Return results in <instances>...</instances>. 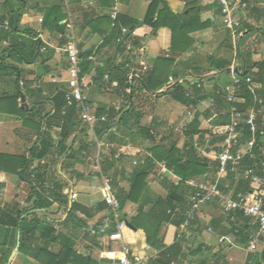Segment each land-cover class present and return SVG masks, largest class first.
Instances as JSON below:
<instances>
[{
    "label": "trees",
    "instance_id": "16d2710c",
    "mask_svg": "<svg viewBox=\"0 0 264 264\" xmlns=\"http://www.w3.org/2000/svg\"><path fill=\"white\" fill-rule=\"evenodd\" d=\"M105 5L111 7L115 5V0H101ZM249 12L258 14L264 17V0H248ZM205 9H216L213 18L202 19L201 13ZM221 7L218 0L212 4L202 6L199 0H186L185 9L180 12H174L167 0H152L144 13L142 21L129 19L125 25L129 29L124 34V41L120 45V49L124 54V59L120 61L113 60L97 63L96 59L90 56H96L97 52L93 50L81 51L82 58V75L92 74V84L96 87L100 95L109 93L118 97L122 101V108L117 111L115 107H107L106 104L100 103L94 107V113L98 118L106 116L105 120H99L94 126V133L98 136L104 135L108 140L117 144H123L116 133L115 129L124 128L129 132V138L132 141L149 140V150L152 152L153 158L165 161L168 168L174 171V174L179 178L178 182L169 180L163 177L162 181L168 189V193L164 197L152 199L149 194V178L154 170V164L151 157H147L143 164L137 165L130 175V188L127 190L121 185V181L125 180L126 171L120 161L113 159L111 156L114 150L108 155H105L101 161L102 172L111 177V189L114 196L120 203L121 211L125 209L127 204L136 203L138 205L137 213L131 217V222L135 227L143 229L146 234L147 243L159 252L158 257H150L145 264H174L183 253V239L177 238L171 244L165 242V237L162 234L165 226L168 225L167 233L171 229H177L178 225L184 221L188 209L187 198L191 194L192 189L187 184V181L192 178L207 175L210 172H218V162L210 158V154L219 151L220 147L215 146L223 139L221 136H214L213 129L218 125L227 124L231 120L229 113L230 104L219 93L220 86L214 85L212 90L205 93L201 88H198L200 80L191 84L194 94L201 100L211 98V110L205 113L204 119L196 110L198 103L188 95V89L183 81H179L182 72H177L175 69L176 59L173 54H182L192 48L195 40L191 37L193 32L204 30L216 25V20L220 18ZM10 18L2 17L0 22L9 23V27L2 28L1 38L7 40L9 45L7 50H12L17 43H21L24 50H20L26 57L29 63L36 60L37 54H40V49L43 42L39 39L27 40L20 38L16 32L19 31V24L22 16L19 12L14 13ZM64 18L61 7L49 8L46 11L44 18V26L50 30L61 31L66 34V24L61 23ZM108 23L114 24V29L109 33L104 40L103 46L107 45L114 37L122 32V27L119 25V18L116 20L110 19L108 16H97L88 21V26L102 25ZM222 23V22H221ZM161 27H168L172 31V42L167 55H158L154 64L149 67L144 74H139L138 77H130V64L134 61V52L141 47V42L137 37L140 35L156 34ZM218 34L220 44L206 58L207 65L203 68L192 66V74L200 79L206 78L211 80L222 74H230V65L235 58L233 50V38L231 30L225 26ZM107 31V30H106ZM104 30V32H106ZM141 32V34H140ZM239 32L244 34L240 36V48L237 58L240 66L245 67L244 78L254 76L255 80L261 87V97L264 100V60H255L253 58L252 44H249L248 39L254 34L263 33L262 28L253 25L246 20L239 26ZM136 35V36H135ZM262 35V34H261ZM22 39V40H21ZM126 41L131 43L128 48ZM230 52L229 55L223 54V51ZM30 55L33 59L29 58ZM96 58V57H95ZM19 77H16L18 82ZM172 84V82H174ZM113 82H117V86H112ZM201 83V82H200ZM172 84V85H171ZM171 85L169 88L167 86ZM18 86V84H17ZM110 87L107 92H102L103 88ZM159 90H164L158 92ZM22 91L18 86L15 94L2 95V98L16 100L21 96ZM150 94L156 96L168 94L173 100L190 106L194 111L193 118L183 128V134L187 138L184 145L181 147L178 141H169L174 131L169 133H160L161 126L155 120L151 124H143L142 118L144 113L141 109L142 101L145 97H150ZM240 95L245 97V104L240 107H250L253 104V97L250 92L243 90ZM103 96L99 100H102ZM52 104V108L43 116L44 126L42 123H37L38 137L37 141L31 149L30 156L25 154H7L0 153V171L7 173L20 174L22 180H25L31 185V194L29 199L33 200L32 206L22 210L12 208H0V225L13 226L17 229L20 235L19 251L26 255L33 256L36 260L43 264H99L96 258L91 257L88 253L84 256L80 255L74 249L73 241L66 235L57 232L51 224L43 225L39 214L46 215L51 210L54 203L67 206V196L63 193L64 182L54 180L51 182L48 178L47 165L33 168V160L41 158H51L50 164H56L57 157H63L72 166L82 159L83 151L87 152L86 158L96 156V147L93 139H88L90 128L87 124L81 121V105L77 101L74 105L68 106L65 98V90H58L56 94L48 100ZM43 102H38L40 106ZM127 106L129 108L127 109ZM264 107V105H263ZM261 128L264 129V111L259 119ZM54 127L60 128V138L57 144L53 142L50 131ZM113 133L110 135V132ZM75 132L78 135L72 141L71 138ZM209 134L210 139H203L202 154L197 151L194 143L195 135ZM250 138L248 127H244V135L242 142H246ZM259 143L264 146V136L259 137ZM215 146V147H213ZM210 147L209 152L206 150ZM255 158L246 156L242 161V167H256L261 172V163L264 155L255 147ZM56 156V157H55ZM64 161L62 163H64ZM216 161V162H215ZM67 162V163H68ZM64 165V164H63ZM232 178L237 177L236 173H229ZM51 184V185H50ZM250 189V184L243 178H238L237 188L234 193H246ZM106 202L100 201L90 207H83L78 203H73L70 207H66L67 220L76 216V211L85 212L88 218L95 217L99 213L107 209ZM113 219L112 227L109 231L115 230L116 222L114 215L108 211ZM122 219L125 215L122 214ZM240 218V235L237 242L247 245L251 236L256 231V225L251 223V218L239 213ZM196 222V221H195ZM46 234L47 238L60 239L62 247L59 252H53L48 249V245L43 242H36L38 232ZM195 255L200 256L201 249L197 248L192 251ZM11 251L5 252L3 255L4 262L7 264ZM264 261V251L249 253L245 264H262ZM203 264V263H202ZM226 264H229L226 262Z\"/></svg>",
    "mask_w": 264,
    "mask_h": 264
},
{
    "label": "crops",
    "instance_id": "0c3cea01",
    "mask_svg": "<svg viewBox=\"0 0 264 264\" xmlns=\"http://www.w3.org/2000/svg\"><path fill=\"white\" fill-rule=\"evenodd\" d=\"M152 0H115L114 6H107L101 0H0V20L2 17L10 18L14 13L19 12L22 16L21 23L19 24V31L16 32L20 38L27 40H36V36L42 33L48 39V44H43L46 48L40 49V54L34 62L29 63L26 60L25 53L21 43H17L16 47L12 50H7L9 42L1 38L2 28L4 23L0 22V153L7 154H25L30 156L31 149L37 141L38 128L37 123H42L44 126L43 116L52 108L50 100L58 90H66L68 88V60L62 48L66 43L65 38L61 37V31L50 30L44 26V18L46 11L49 8L61 7L64 18L61 23L66 24V29L71 25L73 32L76 36L78 46L81 51L93 50L97 52V63L107 61L110 58L120 61L124 59V54L120 49L121 43L124 41V32L114 37L107 45L103 46L104 40L109 33L114 29L115 25L103 23L102 25L88 26L87 23L97 16H108L117 9V17L119 18V25L127 27L125 23L129 19L142 21L144 13L148 4ZM171 9L180 13L185 9L186 0H167ZM215 0H199L202 6L212 4ZM216 9H205L202 11L201 16L203 20L213 18ZM247 20L253 25L262 28L264 31V17L259 16L253 12H247ZM6 22V21H5ZM224 25L221 23L220 18L216 20V25L204 30L193 32L191 37L194 38L195 43L192 48L182 54H173L176 59L175 69L177 72H182L181 79H184V85L190 88L191 84L200 80L206 88L205 93L210 92L214 85L224 86L231 82L230 74H222L217 78L207 80L206 78L200 79L198 76L192 74V66L203 68L207 65L204 56L208 51L213 52L220 44L218 34L222 31ZM104 30L106 32H104ZM141 34V32H140ZM262 34V35H261ZM136 36V35H135ZM141 42L139 47L134 52L133 64L136 68H141L142 65L147 64L152 66L158 55H167L172 42V31L168 27H161L156 34L150 35H137ZM21 39V40H22ZM249 44H252L254 51L253 58L257 61L264 60V38L263 33L259 35L254 33L249 39ZM226 50L223 51V54ZM228 54V52H227ZM225 54V55H227ZM31 59L33 56L30 55ZM19 77L16 82V77ZM228 76L229 80L226 78ZM56 78V81H53ZM23 82V84H21ZM84 92L88 96L93 107H97L100 103L106 104L107 107H115V105L122 101L111 94L102 93L96 89L92 84V74L84 76ZM25 96V102L19 99L10 98L4 99L2 95L15 94L18 86ZM164 90H159L162 92ZM150 97H145L142 101L141 109L144 113L142 118L143 124H151L156 119L161 124L159 127L163 129L166 125H170L172 130L180 131L183 134V128L187 124L186 117L193 118L194 111L190 106L182 104L170 98L168 94L156 96L150 94ZM103 96L102 100H99ZM38 102H43L40 106L36 105ZM212 99L207 98L197 105L196 110L201 114L204 119L205 113L211 110ZM179 122V123H176ZM182 128L181 130L179 128ZM176 129V130H175ZM116 135L126 141L123 144H131L128 148L127 154L120 161L126 171L125 180L121 181V185L127 190L130 188V175L134 168L143 164L147 157H151L152 152L149 150V140L132 141L129 138V132L124 128L115 129ZM50 134L53 138L55 145L60 138V128L54 127ZM166 134V133H163ZM168 134V133H167ZM78 132H75L71 138L74 141ZM162 135V134H161ZM181 147L187 139L184 134ZM209 142L210 135H195L194 143L197 147L199 154H202L203 139ZM88 139H93L90 133ZM177 139H170L169 141ZM216 144L215 146H217ZM213 146V147H215ZM264 147V146H263ZM110 152L104 151L100 156L101 161L105 155ZM214 152L209 156L211 159ZM56 157V156H55ZM64 156L57 157L56 164H50L51 158H37L33 160V168L38 166L49 165L47 167L48 178L52 182L54 180L63 181L64 188H70L77 193L76 203L83 207H90L95 203L103 201L102 184L103 181L98 179V173L94 167V158L84 157L78 163L69 165L67 160H63ZM152 158V157H151ZM64 161V163H62ZM160 161V160H159ZM68 162V163H67ZM165 163V161H161ZM216 162V161H215ZM64 164V165H63ZM166 164V163H165ZM217 172H210L207 175L199 176L197 178L207 179L213 181L216 178ZM163 177L172 180V176L168 172L160 171L155 165L154 170L149 178V194L152 199L164 197L168 193V189L163 184ZM241 178L237 176L232 178L227 176L221 179V189L225 192L235 191L237 188V180ZM51 185V184H50ZM31 194V185L29 182L22 180L20 174L7 173L0 171V208L24 209L32 206L33 200L29 199ZM67 206L58 205L54 203L51 210L46 215L40 213V219L43 225L51 224L57 230L74 243V249L80 255L88 253L91 257L96 258L99 264H113V261L120 255V246L112 243L106 237V243L100 241L101 235H89L86 232L88 226L97 224L109 212L106 210L99 213L95 217L88 218L85 212L76 211V216L67 220L66 207H70L69 200L67 199ZM138 205L136 203H129L122 210L125 215L122 226V233L125 239L130 243L135 255L139 258L151 256L153 249L146 240V234L143 229L135 227L131 222V217L137 213ZM129 222L132 227L127 224ZM226 220L218 199L213 200L205 205L199 212V216L190 229L189 234L183 239V253L174 264H226L228 258H233L231 264H245L249 253L246 252L244 244L237 242L235 246H220L218 244V236L228 234L231 232V225ZM208 227H212V231H208ZM168 225L163 229L162 234L165 237V242L171 244L175 240V233L177 229L169 230L167 233ZM17 229L13 226L0 225V264H5L4 253L14 251L17 246L19 237ZM36 242H43L48 245V249L53 252H59L62 247L60 239L47 238L46 234L38 232ZM201 249L200 256L195 255L192 251L194 249ZM10 254V255H11ZM9 261V260H8ZM8 264V262H7ZM11 264H43L36 260L31 255L23 254L17 251ZM264 264V261H262Z\"/></svg>",
    "mask_w": 264,
    "mask_h": 264
},
{
    "label": "built area",
    "instance_id": "2783aa9c",
    "mask_svg": "<svg viewBox=\"0 0 264 264\" xmlns=\"http://www.w3.org/2000/svg\"><path fill=\"white\" fill-rule=\"evenodd\" d=\"M221 7L220 20L222 24L229 28L233 38V50L235 58L230 65L231 82L220 86L219 93L230 104L229 113L231 116L230 122L223 125L214 127V136L223 137L222 141L218 143L220 147L219 151H215L213 157L218 162V172L216 178L213 181L200 178H192L187 181V184L191 187L192 192L187 198V212L183 222L178 225L177 238H185L190 229L195 224L199 216L201 209L218 199L222 208L223 214L226 220L231 225V232L218 236V244L222 246H235L240 235V218L239 213H242L246 217L251 218V223L256 225V231L251 236L248 244L245 246L247 253H255L264 251V158L261 163V172L256 167H242V161L246 156L255 158V147H259V150L264 155V147L259 143V137L264 136V129L259 124V119L264 111V100L261 97V87L255 80L254 76H247L244 78L242 75L245 73V67L240 66V62L237 58L238 50L240 48V36L244 33L239 32V26L247 20V12L249 11L248 0H218ZM117 9H114L110 15L113 20L117 19ZM5 27H9V23H4ZM124 33H127L129 29L122 27ZM65 38L66 43L62 50L66 54L68 60V88L65 90V98L68 106H72L75 102H79L81 105L80 118L84 124H87L90 128V132L93 135V142L96 147V156L94 158V167L98 173V179L103 181L102 192L103 200L106 202L109 211L114 215V221L116 222L115 230L109 231L112 227L113 219L109 214L105 215L97 224L88 226L86 232L89 235H101L100 241L106 243V237L110 239L112 243L118 244L121 248L120 255L113 261V264H145L150 257H158L159 252L153 251L151 256L137 257L130 246V243L125 239L122 233V212L121 206L117 198L114 196L111 185V177L105 175L100 167V156L104 151L111 152L114 150V154L111 156L117 161H121L127 154L128 148L131 144L119 145L115 142L108 140L104 135L98 136L94 133V126L99 120H105L106 116L101 119L94 113V107L92 106L88 96L84 92V76L82 75V58L81 49L78 46L76 36L73 32V27L68 26L66 34L60 35ZM49 36L46 38L42 33L36 36V39L41 40L43 43L48 44ZM128 48L131 47V43L126 41ZM45 45L42 46L44 50ZM93 59V57H91ZM238 60V61H237ZM149 65L144 64L141 68H136L134 64H130V77H138L140 74H144L148 71ZM204 80V79H202ZM56 81V78H53ZM183 81V79H179ZM172 82V84H174ZM23 84V82L21 83ZM171 84V85H172ZM171 85L167 86L169 88ZM112 86H117V82H113ZM198 88L202 91L206 86L201 81L198 83ZM110 87L103 88L102 92H107ZM247 90L252 94L253 104L250 107H240L239 104H245V97L240 95L243 90ZM188 95L192 97L196 103L200 104L202 101L197 95L194 94L192 88L188 89ZM122 103L119 102L115 105V109L120 111ZM191 117H186L185 121H191ZM244 127H248L250 131V138L246 142H242L244 135ZM87 152L83 151L82 159L86 157ZM153 164L162 172H168L172 176V180L179 181V178L174 174V171L167 167V165L151 155ZM229 173H236L241 178L247 180L250 184V189L246 193H235L233 191H223L220 187L221 179L227 177ZM69 203L72 205L77 201V193L70 188L66 189L64 193ZM212 227H208V231H212ZM229 264L233 261V258H228ZM224 264V263H222Z\"/></svg>",
    "mask_w": 264,
    "mask_h": 264
},
{
    "label": "rangeland",
    "instance_id": "374dc122",
    "mask_svg": "<svg viewBox=\"0 0 264 264\" xmlns=\"http://www.w3.org/2000/svg\"><path fill=\"white\" fill-rule=\"evenodd\" d=\"M211 53V51H208V53H206L205 54V56H204V60H206V58L209 56V54ZM224 54H227V52H225ZM230 54V52H228V54L227 55H229ZM239 60V59H238ZM237 60V61H238ZM226 78L229 80V78H228V76H226ZM176 123H179V122H176ZM172 127L170 126V125H165L164 127H163V129H160V133L161 134H163V133H166V135H167V133H169V131L170 130H172V129H174V128H172ZM180 130L182 129L181 127L179 128ZM176 130V129H175ZM174 131V130H173ZM183 134L182 133H180V131L178 130V131H174V134H173V136H172V139H177V141H178V144H179V146L181 145V143L183 142L182 140H183V136H182Z\"/></svg>",
    "mask_w": 264,
    "mask_h": 264
},
{
    "label": "water",
    "instance_id": "95a60500",
    "mask_svg": "<svg viewBox=\"0 0 264 264\" xmlns=\"http://www.w3.org/2000/svg\"><path fill=\"white\" fill-rule=\"evenodd\" d=\"M22 98V100L21 101H23V102H25L24 100H25V96L24 95H22L21 96ZM129 108V106H127V109ZM113 133V130L110 132V135ZM209 149H210V147H207L206 148V150L209 152ZM127 224L129 225V227H132V225L129 223V222H127ZM132 228H134V227H132ZM18 238H20V236L18 237ZM18 249H19V242L17 243V246H16V248L14 249V251L12 252V254L10 255V257H9V261H8V264H11L12 263V261H13V259H14V257H15V255H16V253H17V251H18Z\"/></svg>",
    "mask_w": 264,
    "mask_h": 264
}]
</instances>
